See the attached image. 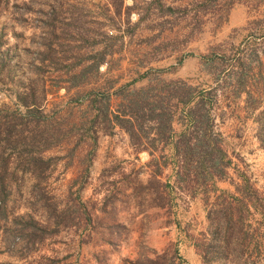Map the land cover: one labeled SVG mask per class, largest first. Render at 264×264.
Returning a JSON list of instances; mask_svg holds the SVG:
<instances>
[{
    "label": "rangeland",
    "instance_id": "1",
    "mask_svg": "<svg viewBox=\"0 0 264 264\" xmlns=\"http://www.w3.org/2000/svg\"><path fill=\"white\" fill-rule=\"evenodd\" d=\"M170 80L214 89L223 176L206 186L175 180L170 143L153 174L124 130L91 121L100 93ZM28 92L44 106L39 130L53 137L35 142L23 120V141L48 146L35 150L42 163L1 143L0 264H133L163 252L201 264L194 244L214 197L239 173L264 196V0H0V122L24 113L17 95Z\"/></svg>",
    "mask_w": 264,
    "mask_h": 264
},
{
    "label": "trees",
    "instance_id": "2",
    "mask_svg": "<svg viewBox=\"0 0 264 264\" xmlns=\"http://www.w3.org/2000/svg\"><path fill=\"white\" fill-rule=\"evenodd\" d=\"M79 77H83V71L72 74L70 83L74 84ZM236 79L240 88L244 89L243 78L237 76ZM129 85H122L114 91L121 101L113 109L109 108L108 95L100 93L102 97L99 99H102L103 104L101 107L94 106L96 112L91 121L96 123L102 120L108 126L116 125L124 130L131 146L150 156L153 174L160 173L161 166L167 163L166 155L161 152L170 143L172 155L177 160L175 180H180L182 175H192L196 185L206 186L213 175L223 176V164L220 163L223 152L218 145V137L212 132V119L209 117L215 99L214 89L197 90L182 80L160 81L138 88H128ZM243 91L247 98L250 97L249 91ZM29 94L32 95V92L24 96L17 95L25 110L22 115L10 113L15 122H0V148H3L1 143L11 141L8 146L11 150L19 148L17 153L24 152L28 160L42 163L39 152L35 150L48 146L24 142L27 136L22 135L25 131L23 120L30 117L33 126L26 131L30 133L29 138H36L34 140L37 143L41 139L53 137V133L47 135V132L45 134L39 130L44 106L33 97L28 98ZM174 122L181 126L177 133ZM21 124L22 128H16ZM11 137L13 141L8 140ZM155 151L160 153L154 156ZM37 152L38 156L35 154ZM7 163L0 151L2 213H5L2 206L9 192L5 181ZM238 175L241 181L234 184L233 191H220L206 210L205 231L202 239L194 244L201 264H264V196L251 186L246 176L241 173ZM177 259L176 252L170 255L163 252L153 258L136 260L133 264H181Z\"/></svg>",
    "mask_w": 264,
    "mask_h": 264
},
{
    "label": "crops",
    "instance_id": "3",
    "mask_svg": "<svg viewBox=\"0 0 264 264\" xmlns=\"http://www.w3.org/2000/svg\"><path fill=\"white\" fill-rule=\"evenodd\" d=\"M68 73H69L68 70H67V72L65 71V74H68ZM65 77H66V76H65ZM69 77H70V76L66 77V80H65L66 82H67V81L70 82ZM118 80H120V78H119ZM127 84H131V82H130V83H127ZM74 85H75V84H70V83H69L68 86H64L63 88H64L65 91H67L68 88H69V86H74ZM124 85H126V84H124ZM110 89H112V88H110ZM112 92H113V91H112ZM113 94H114V92H113L112 94H110V96H109V101H111V96H112ZM109 108H110V109H113L114 107H112V104H109ZM94 111H95V109H94ZM95 112H96V111H95ZM191 246H192V245H190V248H191Z\"/></svg>",
    "mask_w": 264,
    "mask_h": 264
}]
</instances>
